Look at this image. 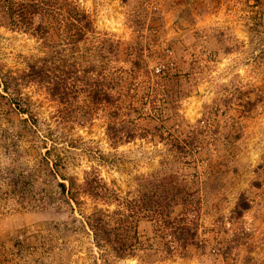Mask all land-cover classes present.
<instances>
[{
    "label": "rangeland",
    "instance_id": "obj_1",
    "mask_svg": "<svg viewBox=\"0 0 264 264\" xmlns=\"http://www.w3.org/2000/svg\"><path fill=\"white\" fill-rule=\"evenodd\" d=\"M73 1L95 31L80 56H108L97 70L111 103L63 106L30 83L31 115L0 104V264H264V0ZM44 46L0 14V72L22 74ZM113 125L136 135L119 141ZM55 166L122 196L160 174L185 181L198 243L116 257L87 217L117 206L83 193L68 202ZM140 233L153 236L145 223Z\"/></svg>",
    "mask_w": 264,
    "mask_h": 264
},
{
    "label": "trees",
    "instance_id": "obj_2",
    "mask_svg": "<svg viewBox=\"0 0 264 264\" xmlns=\"http://www.w3.org/2000/svg\"><path fill=\"white\" fill-rule=\"evenodd\" d=\"M0 14L12 28L30 33L47 49L44 58L20 75L0 72V104H5L8 112L31 113L22 92L30 83L44 87L63 106L80 101L81 97V101L110 105L111 78L97 70V64L103 63L97 57L102 60L108 56L98 55L96 49L89 52L90 58L80 56L81 43L94 36L95 31L90 16L76 2L0 0ZM122 127L124 131L120 132L115 130L117 125L110 126V130L114 128L112 135H117L115 139L122 141L123 135L127 137L126 133H130L129 139L135 137L132 128ZM49 154L50 150H47L46 155ZM51 172L60 178L58 187L68 202L78 204V195L83 193L106 205L117 206L113 212L96 209L87 217V228L100 248L108 247L118 258L150 252L169 253L198 243V228L189 222L195 196L185 181L177 184L174 178L160 174L144 180L146 184H140L137 194L122 196L98 176L86 179L84 186H80L74 179L61 176L56 166ZM241 203L245 202L238 204V211L247 208ZM178 207L181 211L176 214ZM142 223L148 225L153 236L140 233Z\"/></svg>",
    "mask_w": 264,
    "mask_h": 264
}]
</instances>
